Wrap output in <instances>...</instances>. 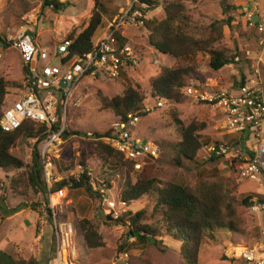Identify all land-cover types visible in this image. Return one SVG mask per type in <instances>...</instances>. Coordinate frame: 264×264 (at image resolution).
I'll list each match as a JSON object with an SVG mask.
<instances>
[{
  "label": "rangeland",
  "instance_id": "1",
  "mask_svg": "<svg viewBox=\"0 0 264 264\" xmlns=\"http://www.w3.org/2000/svg\"><path fill=\"white\" fill-rule=\"evenodd\" d=\"M59 1L65 4L67 8L62 13H55L51 7L44 6L43 0H8L5 8V20L1 24L5 25L10 22L14 14L23 13L25 7L29 6L30 10L27 12L37 11L40 16L37 42L43 47L52 48L73 32L77 35L84 31L88 27L94 9L98 8L102 12L104 9L108 12L119 11L125 8L128 3V0ZM163 1L169 0H158V6L148 11L146 25L143 28L129 27L122 30L123 35L128 38L130 46H132L133 57L136 60L135 65L124 69L118 80L107 79L103 75H99L97 77L86 76L79 83L74 94L75 98L79 100V104L77 107H73L68 114L67 130L85 133L87 136L72 135L61 145H55L52 148L53 153L50 157L54 162L53 173L55 176V163L60 169L70 164L73 158H76L77 163L85 159L89 171L97 179V184L103 183L101 182V180L103 181L101 175L99 176L103 162L96 153L97 145L93 141V134L111 131L113 123L116 121L114 114L104 109L103 99H112L121 95L128 88L137 89L145 94L144 105L147 104L151 111L147 113V116L139 118L132 131L133 138L137 141H151L150 143L155 149L158 145L165 147L161 152V161L156 159L147 161L142 170L131 172L129 180L135 183L137 176L144 172L145 175L156 177L164 183L184 181L195 186L200 181L217 183L230 181L231 186L236 185L237 189L233 195L238 204L237 215L241 220L240 230L234 234L226 231L216 233L215 240L209 241L202 247L199 264H245L243 261L233 258L235 256H232L231 253L234 251V247L254 246L260 239L262 215L260 216V214L241 204L245 197L258 194L261 190L259 185L240 177L237 168L238 163L236 161L235 164L232 163L234 157L223 158L218 163L209 164L204 160L205 154L203 152V154H199L201 157L199 165L184 164L183 167H177L175 166L176 163L170 160L172 157L170 155L171 150L166 145L178 143L182 138L180 131L192 124H205L203 131L199 134L204 137L203 141L209 140L207 144L224 141L229 143L234 153H237L243 146L254 144L255 141L243 133L228 135L224 130L221 131L219 129L220 119L215 117L214 111L208 106L198 103V99L195 97L184 95L182 90L183 99L180 102L166 103L159 100L163 105L157 107L158 101L152 97L151 82L161 76L167 68L188 67L189 65L195 66L201 81L214 80L210 81V85H215V81H217L222 87H229L235 81L240 80L241 72H244L248 78L254 73V68L259 63H264V41L261 40L254 28L248 26L247 16L252 12L259 15L261 22L264 23V0H178L188 9V15L194 27L190 34L195 37H199L200 31L209 32L210 25L216 20L233 19L232 29L226 26L223 29V40L214 46L231 51L238 50L239 56L237 58L244 61L243 69H240V65L232 64L218 72L210 69L209 56L204 53L181 60L160 54L150 47L147 21L164 18L162 4L160 5ZM226 4L231 8L225 7ZM100 5H103L102 10ZM109 20L111 18L105 13L104 22ZM102 34H104V30L100 28L96 37H100ZM25 41L31 44L28 38ZM22 64L20 55L16 50L12 48L3 49L0 46V78L8 82L9 93L2 108L3 112L19 99L16 91L22 82ZM88 133H91L92 137H89ZM242 139H245V142ZM45 140L38 143V149L43 147ZM34 146L35 141L33 140H20L12 151L25 163H30ZM156 155L158 158L159 153ZM82 172L83 169L80 165H76L69 172H57L58 180L56 182L70 176L77 178ZM18 174V171L5 173L0 170V179L2 180L0 190V249L16 259L29 260L35 258L42 263L48 261L53 248L55 251L53 224L56 210L58 221L72 224L76 231L78 230L79 218L87 217L98 224L99 233L105 245L104 248L90 250L78 231L75 236V247H64L68 253L72 251V248L76 249L73 258L79 264H122L120 256L123 253L128 255L126 261L129 264H187L182 257L180 244L166 236L162 239L158 237L162 243L157 245L154 244L150 247L138 245L127 248V245H131L135 239L127 235V227L117 225L106 218L109 216L107 207L96 198L79 196L74 202L70 191L67 189L61 191L63 193H59L60 202L58 197L53 194L48 193L46 195L42 192L39 194L31 192L24 197L14 196L11 192L10 180ZM124 182L125 179L119 175L112 182V188H105L108 199L116 203L117 208L115 209L117 211L119 209V215L125 212L118 202V200L121 201ZM54 184L55 181L50 180L49 189ZM52 202L55 208L53 210L50 209ZM86 202L89 203V212L86 216L81 217L77 208ZM32 205H35V208ZM132 209L133 211L144 209L147 212L146 215L150 216L152 205L149 204L147 197H143L136 202ZM122 246L123 248H121ZM232 260L237 262L234 263Z\"/></svg>",
  "mask_w": 264,
  "mask_h": 264
},
{
  "label": "trees",
  "instance_id": "2",
  "mask_svg": "<svg viewBox=\"0 0 264 264\" xmlns=\"http://www.w3.org/2000/svg\"><path fill=\"white\" fill-rule=\"evenodd\" d=\"M43 1L44 6L51 7L55 13H62L67 9L66 5L59 0ZM140 3L148 5L149 10L158 6V0H140ZM161 4L165 14L164 18L147 21L149 28L148 43L156 52L181 60L193 58L200 53H204L209 56V67L215 72L232 64L240 65V69H243L244 61L235 60L239 56L238 50L231 51L214 46L223 40V29L226 26L232 29V18L214 21L209 27V32L206 30L200 31L198 33L199 37H195L190 34L194 27L190 21L188 9L183 3L178 0H169L163 1ZM102 6L100 5L101 10L103 9ZM224 6L231 8L227 4ZM29 10L30 7L26 6L23 13L14 14L12 18L16 20ZM117 12V10L108 12L104 9L102 12L98 8L94 9L88 27L77 35L73 32L67 37V39H73L74 43L69 49V56L64 61L74 56L85 57L92 53L93 40L97 36L98 30L103 28L106 23L104 22L105 13L112 20ZM115 40L119 57L129 63L130 60L120 53L126 45H130L128 38L123 36L121 32H117ZM3 46V49L7 48L5 45ZM99 75L111 79L103 72L97 71L95 76ZM193 79L201 80L195 66L167 68L161 76L151 82L152 97L158 102L163 100L166 103H178L183 99L181 88L188 85ZM245 82L246 75L241 72L240 80L235 81L234 86L239 87ZM7 87L8 82L0 78V119L4 113L2 108L9 94ZM145 100L146 96L143 92L128 88L121 95L112 99H103V103L104 109L112 112L116 121L129 122L131 120L128 118L129 114H135L140 118L147 116L148 112L145 110L148 109V106L147 104L144 105ZM204 127L205 124H192L183 128L180 131L181 140L176 144L166 145L171 150L170 155L172 157L170 160L176 163L175 166L183 167L184 164H200L199 160H201V157L199 154H203L202 149L209 141H203L204 137L199 134ZM45 130L46 127L44 125H37L29 121H26L19 129L10 133L2 131L0 128V170L5 173L11 171L19 172L18 175L10 180V188L13 195L24 197L31 192L35 194L42 192L46 195L49 193L56 196L64 189H67L70 191L74 202L79 196H88V198L101 200L100 192H96L92 188L90 176H88L90 171L85 159L77 163L76 158H73L70 164L60 169L55 163L57 172L60 173L69 172L76 165H80L83 172L78 178L73 176L63 178L59 182H55L54 186L49 189L37 147L38 143L47 138V135L44 134ZM72 135L87 136L85 133L66 130L62 137L63 141ZM116 136V132H113L112 129L109 132H96L93 134V141L97 145L96 153L103 162L102 170L99 174L103 179V181L101 180L103 183L97 184V179L95 182L98 187L105 185V187L110 189L116 177L121 175L125 179L121 195V200L124 204L122 208H124L125 212L117 218H114L111 214L106 218L117 225L128 228L127 235L130 238H134L135 241L131 245H127V248L138 245H147L149 247L154 244L157 245L162 243V240H159L158 237L162 239L166 236L180 244L182 257L187 264H199L202 247L209 241L215 240L216 233L220 231H226L231 234L239 232L241 220L237 215L238 204L233 195L237 189L236 185L231 186L230 181L225 183L200 181L195 186L184 181L164 183L156 177L145 175L144 172L137 176L135 183H132L129 177L131 172L135 171L134 164L136 161L127 160L122 153L103 142L106 137L114 138ZM20 140L35 141L30 163H25L13 154L12 150ZM242 140L245 142V139ZM219 143V141H215L210 144L218 145ZM164 147L163 145H158V158L149 157L145 160V164L147 161L155 159L161 161L160 156ZM244 149L245 146L240 148L242 152ZM221 159L223 157L212 154L211 157L204 160L209 164H215ZM1 184L2 180L0 179V190ZM255 196L256 194L245 197L241 204L249 208L252 205L251 200ZM143 197H147L149 204L152 205L150 216L146 215L147 212L144 209L138 211H133L132 209L136 202ZM32 207L35 208V205H32ZM88 208V202L79 205L77 208L78 214H81V217L86 216L89 212ZM49 212L51 214L50 209ZM77 225L78 233L80 232L84 243L90 250L104 248L105 245L99 233L98 224L93 219L87 217L79 218ZM53 255L54 248L50 257ZM0 264H48V261L42 263L35 258L29 260L16 259L0 249Z\"/></svg>",
  "mask_w": 264,
  "mask_h": 264
},
{
  "label": "built area",
  "instance_id": "3",
  "mask_svg": "<svg viewBox=\"0 0 264 264\" xmlns=\"http://www.w3.org/2000/svg\"><path fill=\"white\" fill-rule=\"evenodd\" d=\"M7 2L8 0H0V46L5 45L18 52L23 63V75L16 91L19 99L4 111L0 119V128L10 133L19 129L26 121L44 125L46 127L44 134L47 138L38 151L47 183L50 180L56 182L57 167L55 164L54 176V162L50 156L53 153L52 148L63 142L62 137L67 130L66 121L69 112L79 104V100L74 96L79 83L87 75L94 77L97 71L118 80L122 70L135 65L132 46L126 45L120 52L130 60L129 63L119 57L115 46V34L121 32L123 35L122 30L129 27L143 28L146 25L149 6L140 3V0H128L126 7L120 9L112 20L104 24L102 28L104 34L94 38L92 53L85 57L74 56L64 61L70 54L69 49L74 40L64 38L52 48L43 47L37 42L40 16L33 10L16 20L11 18L10 22L2 25ZM252 17L253 14L247 16L248 26L254 28L264 41V23L254 22L251 20ZM26 38L31 44L25 41ZM238 60L239 58H236V61ZM210 81L214 80L193 79L181 90L184 95L195 97L198 103L214 111L215 117L220 119L221 131L224 130L228 135L243 133L255 143L246 145L243 152L238 150L237 153H234L229 143L224 141H220L218 145L206 144L202 149L205 154L204 159L211 157L212 154L224 159L234 157L232 163L235 164V161L238 163L240 177L257 183L261 189L251 200L252 205L249 207L261 216L264 213V63H259L254 68V73L239 87H235L234 84L222 87L217 81L215 85H210ZM162 105L163 103L158 102L157 107ZM149 108L145 111H151ZM128 118L131 119L129 122L115 121L112 130L118 137H106L103 142L122 153L127 160L136 161L134 169L139 172L144 167L146 159L157 157L158 149L154 148L151 141H137L133 138L132 131L140 117L129 114ZM88 136L92 137V134L88 133ZM88 176L93 190L100 192L102 204L106 205L108 215L117 218L119 209L117 211L116 203L106 196L105 185L98 187L91 172ZM118 202L122 208L124 206L122 200ZM52 204L53 202L50 204L51 210L55 209ZM53 230L55 251L54 255L49 257L48 264H79L73 258L76 249L72 248L73 252L70 253L64 249L65 246L75 247L77 231L72 224L58 221L56 210ZM260 231V239L256 245L234 247L231 253L235 256L233 258L245 264H264V228L261 227ZM127 258L128 255L123 253L120 262L129 264Z\"/></svg>",
  "mask_w": 264,
  "mask_h": 264
},
{
  "label": "crops",
  "instance_id": "4",
  "mask_svg": "<svg viewBox=\"0 0 264 264\" xmlns=\"http://www.w3.org/2000/svg\"><path fill=\"white\" fill-rule=\"evenodd\" d=\"M251 14H253L252 12H251ZM253 17H258L259 18V21L258 22H261L262 20H261V17L259 16V15H256V14H253ZM60 193H63V192H60ZM59 195V193L55 196V197H58V200H59V202H60V196H58ZM56 204H58L59 205V203H56ZM261 223H262V225H261V227L262 228H264V213H263V215L261 216Z\"/></svg>",
  "mask_w": 264,
  "mask_h": 264
},
{
  "label": "water",
  "instance_id": "5",
  "mask_svg": "<svg viewBox=\"0 0 264 264\" xmlns=\"http://www.w3.org/2000/svg\"><path fill=\"white\" fill-rule=\"evenodd\" d=\"M251 20L254 21V22H258L259 18L258 17H252ZM63 86H65V83L63 84Z\"/></svg>",
  "mask_w": 264,
  "mask_h": 264
},
{
  "label": "clouds",
  "instance_id": "6",
  "mask_svg": "<svg viewBox=\"0 0 264 264\" xmlns=\"http://www.w3.org/2000/svg\"><path fill=\"white\" fill-rule=\"evenodd\" d=\"M198 80V79H197Z\"/></svg>",
  "mask_w": 264,
  "mask_h": 264
}]
</instances>
